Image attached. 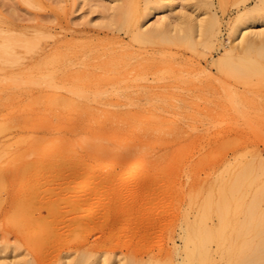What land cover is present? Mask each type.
I'll return each mask as SVG.
<instances>
[{"label":"rangeland","instance_id":"obj_1","mask_svg":"<svg viewBox=\"0 0 264 264\" xmlns=\"http://www.w3.org/2000/svg\"><path fill=\"white\" fill-rule=\"evenodd\" d=\"M192 1L197 2L175 0L181 7L190 4L185 7L189 6V10L194 5ZM235 1L214 0L213 12L221 22L218 42H214L212 49L207 43L206 48L203 45L200 52L205 51L204 56L188 53L180 63L160 70L158 75L168 81L165 87L156 86L157 80L154 81L149 69L135 64V59H129L132 64L122 68L128 70L124 72L130 81L127 78L115 88L121 94L118 96L69 99L64 96L66 83L58 86L42 83L29 90V96H12L11 93L18 91L14 89L22 86L0 85V117L9 120L21 115L99 118L94 130L103 137L111 132L106 123L115 117L119 141L148 151L150 164H141L124 185L117 182V175L104 181L105 173L94 171L90 164L80 173L74 172L75 166H67L64 173L58 174L60 178L55 172L62 166L51 171L44 166L36 168L40 175L54 178L51 185L58 191L69 183L73 186V192L67 195L70 196L67 201L71 200L67 208L71 210L69 216L79 222V226L72 227L63 237L97 241L100 246L118 238L121 248L117 253L138 251L137 264H177L175 259L166 258L165 253L182 245L179 236L184 227H215L233 236L243 234L245 237L247 231L264 226V76L231 80V75L226 77L229 69L225 70V75L212 63L231 43L230 27L239 11L247 5L252 7L256 0H242L237 4ZM114 3L111 0H44L31 7L22 0H5L2 10L18 24L40 22L41 31L46 35L42 41L53 45L61 39L67 44V47L45 52L48 58H54L59 51L71 48L74 42L105 37L94 30L85 38L63 37L58 33L61 29L57 22L97 28V24L110 19L113 12L110 7ZM137 3L142 8L144 0H126L130 9ZM32 13L37 14L38 19H30ZM128 40L124 37L125 42ZM21 50L23 55H30L25 47ZM142 56L145 58L143 54L137 58L146 64ZM142 77L146 81H140ZM134 83L139 85L131 87ZM144 83L147 84L143 86ZM135 90L141 91L140 94L150 92L127 95ZM160 90L162 94L154 92ZM233 106L241 110L239 116L231 115ZM11 123H15L11 132L17 133L19 126L16 121ZM79 125L78 121L71 122L61 132L72 133ZM49 128L50 123L40 122L27 129L44 132ZM56 128L53 126L52 130ZM126 166L127 161H124L123 171ZM12 184V180L4 182L5 187ZM17 189H22V184ZM11 214L0 209L1 243V229L10 222ZM108 230L112 233L104 236L103 232Z\"/></svg>","mask_w":264,"mask_h":264},{"label":"bare ground","instance_id":"obj_2","mask_svg":"<svg viewBox=\"0 0 264 264\" xmlns=\"http://www.w3.org/2000/svg\"><path fill=\"white\" fill-rule=\"evenodd\" d=\"M22 1L31 7L44 3V0ZM113 2L110 19L97 24V28L65 26L62 20L57 22L61 29L58 33L63 37L85 38L93 30L105 37L79 44L74 42L71 48L48 58L47 50L68 45L61 39L53 45L42 41L46 35L41 31L43 25L40 22L16 23L3 13L5 0H0V85L22 86L14 89L18 91L11 93L12 96H29V90L42 83L54 86L66 83L67 94L64 96L69 99L96 98L106 94L118 96L121 94L115 88L129 78L125 73L128 70L122 68L132 64L129 59H135V64L149 69L154 81L158 82L156 86L165 87L167 80L165 76L158 75L160 70L180 63L179 60L188 53L204 56L206 52L203 54L200 48L203 45V48H211L219 40L221 22L213 12L214 0H197L195 4L192 1L193 10V6L190 10L189 6L185 8L190 4L181 7L175 0H144L142 8L137 3L132 9L126 6V0H111ZM239 2L242 0L234 3ZM247 6L241 12L238 10L233 20L229 31L231 43L223 55L212 62L225 75V70L229 69L226 77L231 75V80L264 76V0H256L252 7ZM31 15L30 19H38L37 14ZM124 37L129 39L128 42ZM24 47L29 56L22 54ZM142 54L146 64L137 58ZM139 92L135 90L127 95L140 96L147 91ZM154 92L163 93L161 90ZM230 111L236 117L241 110L233 106ZM11 121H16L19 126L17 133L11 132L15 125ZM74 121L80 124L77 130L61 132L63 127ZM99 121V118L75 116L64 119L21 115L16 120L0 117V209L12 212L10 222L1 229L0 264H109L116 261L119 264H137L138 251L117 253L121 248L118 238L100 246L97 241L63 237L72 227L79 226V222L69 216L71 210L67 208L71 201H67L70 197L67 195L73 192V186L69 183L58 191L51 185L54 178L40 175L36 169L44 166L51 171L62 166L55 172L60 178L58 174L64 173L67 166H75L74 172L80 173L90 164L94 171L105 173L104 181H110L113 175H117V182L124 185L141 164H150L147 149L126 146L119 141L115 117L106 123L111 132L105 137L94 130ZM40 122L50 123L49 130L28 131L27 128ZM53 126L56 128L54 131ZM124 161H127V166L123 171ZM5 180H12V186L5 187ZM19 184H22L20 190L17 189ZM28 184L33 189H29ZM110 232H103V235ZM235 235L215 227H184L179 236L182 245L173 247L165 256L175 259L177 264H264V226L247 231L245 237L243 234Z\"/></svg>","mask_w":264,"mask_h":264}]
</instances>
